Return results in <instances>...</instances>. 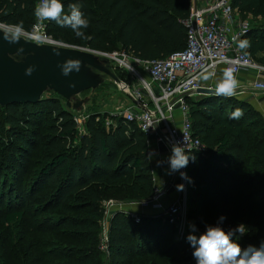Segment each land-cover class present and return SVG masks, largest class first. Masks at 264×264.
<instances>
[{
    "label": "trees",
    "instance_id": "1",
    "mask_svg": "<svg viewBox=\"0 0 264 264\" xmlns=\"http://www.w3.org/2000/svg\"><path fill=\"white\" fill-rule=\"evenodd\" d=\"M38 3L0 0V22L31 31ZM61 3L66 14L68 4H81L90 24L85 40L47 21L49 34L59 41L123 50L146 60L187 46L183 21L191 0ZM232 3L243 20H264V0ZM242 40L249 43L245 53L264 65V22L251 24ZM188 102L193 134L207 148L186 152L188 219L203 232L207 225L219 223L227 231L243 223L247 232L236 242L241 248L259 247L264 242V116L234 97L205 95ZM237 108L243 116L231 119ZM91 110L88 104L84 114L72 111L57 92L37 104L0 106V206L6 207L0 223L10 249L4 254L0 240V262L10 257L11 264H196L192 247L177 239L163 213H145L136 222L129 211L114 212L107 218L108 250H103L107 201L127 205L149 199L154 176L148 140L137 124L114 116L109 122ZM220 216L226 219L220 222Z\"/></svg>",
    "mask_w": 264,
    "mask_h": 264
},
{
    "label": "built area",
    "instance_id": "2",
    "mask_svg": "<svg viewBox=\"0 0 264 264\" xmlns=\"http://www.w3.org/2000/svg\"><path fill=\"white\" fill-rule=\"evenodd\" d=\"M232 1L192 0L189 17L183 21L188 33L187 46L163 59L146 60L123 50L105 52L87 48L109 57L113 68L125 73L127 79L124 82L133 96L151 110L148 112L132 103L112 116L136 123L148 141H154L159 148L165 147L170 155L171 145L177 141L181 142L185 152H205L206 145L193 134L188 102L189 98L199 95V88L209 87L201 82L202 77H216L222 67L231 68L235 78L241 73L254 72L256 79L249 86L242 87L264 93V65L238 47L239 41L250 31L251 24L240 17ZM47 21L37 20L31 31L22 28V36L37 42L35 37L44 35L43 43L65 45L49 34ZM0 27L14 30L17 26L0 22ZM181 171L187 174L186 167ZM178 173H175V178ZM182 180L185 187L180 198L164 209L158 199L168 188L156 187L149 199L128 204L139 205L143 211L151 205L155 209L162 208L161 212L177 229L178 240L186 239L191 224L188 219V180ZM110 203L113 206L116 202ZM143 211L135 212L133 209L129 212L136 222H140L145 214ZM200 233L203 231L197 229L196 234ZM104 241L103 249L107 251V239Z\"/></svg>",
    "mask_w": 264,
    "mask_h": 264
},
{
    "label": "water",
    "instance_id": "3",
    "mask_svg": "<svg viewBox=\"0 0 264 264\" xmlns=\"http://www.w3.org/2000/svg\"><path fill=\"white\" fill-rule=\"evenodd\" d=\"M5 30L0 27V106L37 104L47 93L57 92L65 99L69 109L84 114L93 94L104 83L111 82L124 91L133 103L151 112L133 96L109 57L85 47L41 44L24 36L19 43L10 44L3 39ZM21 48L23 51H18ZM54 50L61 54L55 55ZM69 58L80 59L81 70L78 73L73 70L64 76L59 65ZM28 67L34 68L31 75L25 74ZM73 83L75 87H69ZM85 92L88 94L84 95ZM197 93L217 96L213 87H201Z\"/></svg>",
    "mask_w": 264,
    "mask_h": 264
},
{
    "label": "clouds",
    "instance_id": "4",
    "mask_svg": "<svg viewBox=\"0 0 264 264\" xmlns=\"http://www.w3.org/2000/svg\"><path fill=\"white\" fill-rule=\"evenodd\" d=\"M67 7L68 12L66 14L65 6L61 3V0H40V3L35 7L34 15L40 22L45 20L54 21L61 28H70L77 37L88 39L84 30L89 27L90 21L81 10L83 6L79 3H70ZM22 35V25H20L14 30H5L3 39L10 44H16L19 43ZM45 38L44 35L35 37L39 43H43ZM238 47L239 49H246L249 47V43L246 40H241ZM18 51H23V48ZM54 54L59 56L61 53L54 50ZM59 66L62 69V74L68 76L73 70L77 73L80 72L82 61L69 58ZM33 70V67H28L25 74L31 75ZM222 73V77L216 83L215 93L217 96L232 97L236 94L238 81L231 68L223 69ZM203 78L208 80L211 76L204 75ZM69 87H75V84H70ZM243 114V110L237 108L230 118L240 119ZM189 159L190 155L186 154L181 142L172 143L171 155L167 158L169 169L166 174L172 175L179 172L182 179L191 182L187 174L181 171V169L187 167ZM191 159L195 161L196 157L191 156ZM162 163V161H157V167H160ZM184 187V184L176 185L177 191H183ZM225 219L224 216L219 217L220 222ZM246 232L247 227L243 223L227 231L218 223L215 226L207 225L206 230L197 235L196 225L191 223L189 224V234L186 236V240L193 249L192 255L196 264H264V242L259 247L249 245L247 248H241L240 244L236 242Z\"/></svg>",
    "mask_w": 264,
    "mask_h": 264
},
{
    "label": "crops",
    "instance_id": "5",
    "mask_svg": "<svg viewBox=\"0 0 264 264\" xmlns=\"http://www.w3.org/2000/svg\"><path fill=\"white\" fill-rule=\"evenodd\" d=\"M222 67L220 70V74L216 77H212L208 80H205L203 77L201 82L206 86H211L215 88L216 83L222 77ZM264 77V76H263ZM256 79V73L254 72H247L241 73L236 77L238 81V88L236 90V94L232 97L237 98L239 100L247 101L251 104L259 113L264 116V93L257 92L253 90L251 87L243 88V85H250L252 81ZM197 96H205V95H197ZM196 96V97H197ZM133 103V102H132ZM132 103L130 105H132ZM148 153L150 157L152 173L154 176V189L157 188H168L169 190L165 191L158 199V202L162 205L163 209L168 207L171 203L177 201L182 191H177L176 185L183 184V180L178 173L175 178V173L172 175H167L166 172L169 169V165L167 163V158L170 156V153L165 149V147H158V145L154 141H148ZM157 161H162L160 167H157ZM124 207V208H122ZM115 212L118 210H126L130 211L135 209V212H142L143 210L139 205H135L133 208L131 205H124L117 203L114 205ZM122 208V209H121ZM162 208L155 209V206L151 205L145 208L146 214L149 215H159L161 214Z\"/></svg>",
    "mask_w": 264,
    "mask_h": 264
},
{
    "label": "rangeland",
    "instance_id": "6",
    "mask_svg": "<svg viewBox=\"0 0 264 264\" xmlns=\"http://www.w3.org/2000/svg\"><path fill=\"white\" fill-rule=\"evenodd\" d=\"M191 3H192V0H191ZM247 20L250 21L251 24L258 23V21L260 23L264 22V20H255L252 17H248ZM61 42H63L64 44L70 45V46H79V45H76L71 40H63ZM101 51L113 52V51H116V49L115 50L114 49L113 50L104 49V50H101ZM131 103H132L131 99L129 98V96L124 91L120 90L114 84H111V82H106L98 91H96L93 94V98L89 102V106L92 109L91 111L95 110V111L99 112L102 116H108L109 117L108 118L109 122H113L112 114L117 112V111H119V110L124 109L125 107L129 106ZM77 120H78L79 124H82L83 117L82 116H78ZM111 201H113V200L107 201V203H106V215H105L106 220L104 222V228L105 229H104V235H103L104 239H107V237H108L107 218L111 217L112 214H114V212H115L114 205L110 206L111 205V203H110ZM27 203H29V200L27 201ZM116 204L117 203H115V205ZM122 208H124V207H122ZM133 208H135V206H133ZM5 210H6L5 206L4 207L0 206V211H5ZM5 235H7L6 229L0 223V240H1V243H2V246H3L2 250H3L4 254H6V252H10V249H9V246H8V242L6 241ZM106 245H107V243H106ZM107 248H108V245H107ZM11 263H12V261H11L10 257H7L6 259H4V260H2L0 262V264H11Z\"/></svg>",
    "mask_w": 264,
    "mask_h": 264
}]
</instances>
